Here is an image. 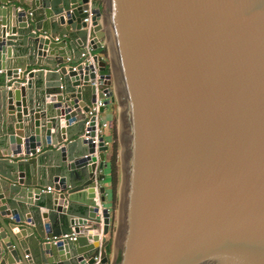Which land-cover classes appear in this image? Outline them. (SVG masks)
I'll list each match as a JSON object with an SVG mask.
<instances>
[{
	"label": "water",
	"instance_id": "water-1",
	"mask_svg": "<svg viewBox=\"0 0 264 264\" xmlns=\"http://www.w3.org/2000/svg\"><path fill=\"white\" fill-rule=\"evenodd\" d=\"M0 74V264H264V0H0Z\"/></svg>",
	"mask_w": 264,
	"mask_h": 264
},
{
	"label": "crops",
	"instance_id": "crops-1",
	"mask_svg": "<svg viewBox=\"0 0 264 264\" xmlns=\"http://www.w3.org/2000/svg\"><path fill=\"white\" fill-rule=\"evenodd\" d=\"M92 55H97L99 56L100 59H102L104 62L108 63V55H99V54H94V52H92ZM3 74H0V77H2ZM117 108V104H111L110 106L105 107L104 112L99 116V119L101 122H106L111 124L113 121V115H114V110ZM105 142H107L108 144V150L105 153V157H106V162H107V168L103 171V174L105 175V179L103 181V185L105 186V190H106V197H107V202L105 204V207H107L109 209V211L111 212V225H112V219H113V175H112V157L114 155V147L113 145H111L112 143V137H111V130L110 128L108 130H106L103 134H102ZM50 149V148H47ZM47 191V189H46ZM5 222L9 225L10 224V220L5 219ZM99 237H101L99 235ZM109 240V245L108 247H106V252H107V256L109 258L110 261V255H111V240H112V226H111V230L109 232V235L107 236V238Z\"/></svg>",
	"mask_w": 264,
	"mask_h": 264
},
{
	"label": "built area",
	"instance_id": "built-area-1",
	"mask_svg": "<svg viewBox=\"0 0 264 264\" xmlns=\"http://www.w3.org/2000/svg\"><path fill=\"white\" fill-rule=\"evenodd\" d=\"M84 13H87V18H85L83 20L84 23L86 24H90V17H91V13L90 11H85ZM59 39L58 38H55V41H58ZM84 50L85 52L82 53L80 55L81 57V62L83 63L84 61H86L87 59V56L90 57L89 55V52H90V48L88 47V45H86L84 47ZM104 103L102 100H97L96 103L94 104V106L92 107V109L89 111L88 115H87V121L85 122V127H86V131L84 134H87L88 131H87V128H89L90 126V122H89V118L92 117V116H95L96 117V121H95V138L92 140V142L94 144L97 143V137L98 136H102V134L109 129L110 125L109 123H106V122H101L100 119H99V109L100 108H104ZM103 137V136H102ZM82 138H84V140H88V137H85V135H82ZM105 144H107V142H105ZM37 153H39V151L37 150L36 151ZM47 191L49 192L50 191V188H47ZM72 239H74V237H72Z\"/></svg>",
	"mask_w": 264,
	"mask_h": 264
},
{
	"label": "rangeland",
	"instance_id": "rangeland-1",
	"mask_svg": "<svg viewBox=\"0 0 264 264\" xmlns=\"http://www.w3.org/2000/svg\"><path fill=\"white\" fill-rule=\"evenodd\" d=\"M111 137H112V143L111 145H113L114 147V159H115V149H116V139H117V108L114 110V115H113V121L111 123ZM115 132H116V136H115ZM113 157H112V160H111V163H112V166H113V169H114V162H113ZM113 169H112V175H113Z\"/></svg>",
	"mask_w": 264,
	"mask_h": 264
},
{
	"label": "trees",
	"instance_id": "trees-1",
	"mask_svg": "<svg viewBox=\"0 0 264 264\" xmlns=\"http://www.w3.org/2000/svg\"><path fill=\"white\" fill-rule=\"evenodd\" d=\"M94 54H99V55H107V50L106 48H100L96 51H94ZM106 72H109V68H108V65L106 66ZM115 136H116V132H115ZM114 159V157H113ZM116 159L113 160V162H115ZM112 169H113V166H112ZM120 261V257H118L117 259V263Z\"/></svg>",
	"mask_w": 264,
	"mask_h": 264
}]
</instances>
